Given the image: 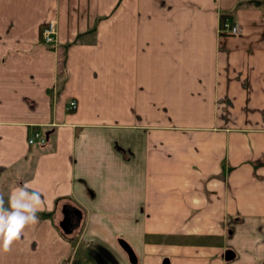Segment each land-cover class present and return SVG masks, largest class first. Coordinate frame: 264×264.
<instances>
[{"label":"crops","instance_id":"crops-1","mask_svg":"<svg viewBox=\"0 0 264 264\" xmlns=\"http://www.w3.org/2000/svg\"><path fill=\"white\" fill-rule=\"evenodd\" d=\"M24 185L0 264H264V0H0L6 206Z\"/></svg>","mask_w":264,"mask_h":264},{"label":"clouds","instance_id":"clouds-1","mask_svg":"<svg viewBox=\"0 0 264 264\" xmlns=\"http://www.w3.org/2000/svg\"><path fill=\"white\" fill-rule=\"evenodd\" d=\"M41 203L40 193L30 191L27 185L17 186L9 194L7 206L0 195V251H9L26 226L38 222L36 212Z\"/></svg>","mask_w":264,"mask_h":264},{"label":"built area","instance_id":"built-area-1","mask_svg":"<svg viewBox=\"0 0 264 264\" xmlns=\"http://www.w3.org/2000/svg\"><path fill=\"white\" fill-rule=\"evenodd\" d=\"M220 31L225 33H232L236 34L238 32V27L236 24L231 22L228 17H226L223 22L220 24ZM41 40L45 44H55L56 42V36H55V25L54 21L49 20L46 24V26L41 31ZM76 103L74 100H71L69 102V108H75ZM38 140L39 143H44L45 138L40 133H31V135L28 138V142L32 143L34 140Z\"/></svg>","mask_w":264,"mask_h":264},{"label":"trees","instance_id":"trees-1","mask_svg":"<svg viewBox=\"0 0 264 264\" xmlns=\"http://www.w3.org/2000/svg\"><path fill=\"white\" fill-rule=\"evenodd\" d=\"M249 1H241L238 3V5H242V4H245V3H248ZM230 15L227 14V13H221L220 14V23L223 22V20L226 18V17H229ZM66 214V212H65ZM76 215H71V214H67L63 217V219L60 220L59 222V225L60 227L63 229V231L65 233H69L71 232L72 230V227L75 226V222H76V225H78V219L80 218V214L79 213H75ZM75 221V222H74Z\"/></svg>","mask_w":264,"mask_h":264},{"label":"rangeland","instance_id":"rangeland-1","mask_svg":"<svg viewBox=\"0 0 264 264\" xmlns=\"http://www.w3.org/2000/svg\"><path fill=\"white\" fill-rule=\"evenodd\" d=\"M37 144H34V146H36ZM243 232V233H242ZM240 234H239V238L236 240V242H238L239 244H242V247L244 248L245 245L244 243L246 242H251L253 246H258V244H253V241H256V238L259 237V232L257 231H254V233H252L251 231H245L243 230ZM235 240H232V243L235 245V246H239L237 243H235L234 241ZM260 246V245H259ZM241 248H239L240 250Z\"/></svg>","mask_w":264,"mask_h":264},{"label":"water","instance_id":"water-1","mask_svg":"<svg viewBox=\"0 0 264 264\" xmlns=\"http://www.w3.org/2000/svg\"><path fill=\"white\" fill-rule=\"evenodd\" d=\"M122 243V247L125 249V251L127 252L128 256L130 257L131 261L134 262L135 261V254L133 252V250L131 249V247L125 243L124 241L121 242ZM232 252L230 250H227L224 253V257L226 259H229L232 256ZM166 264V263H165Z\"/></svg>","mask_w":264,"mask_h":264}]
</instances>
